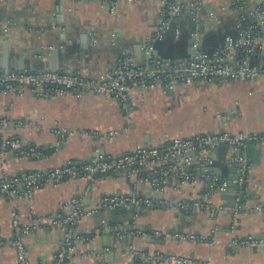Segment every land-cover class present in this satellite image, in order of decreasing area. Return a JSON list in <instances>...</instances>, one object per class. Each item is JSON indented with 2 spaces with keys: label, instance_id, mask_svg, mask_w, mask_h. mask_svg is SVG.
I'll use <instances>...</instances> for the list:
<instances>
[{
  "label": "crops",
  "instance_id": "obj_1",
  "mask_svg": "<svg viewBox=\"0 0 264 264\" xmlns=\"http://www.w3.org/2000/svg\"><path fill=\"white\" fill-rule=\"evenodd\" d=\"M245 1L247 10L259 4L264 6V0ZM204 2L201 16L208 11L217 14L213 24L204 22L207 28L215 26L221 33L235 30V15L220 12L230 0ZM163 5V0H137L132 4L119 0L114 11H110L92 0L0 1V65L8 71L22 63L29 70L55 66L71 67L82 74H98L112 66L115 57L123 51L140 60L138 54L131 52L159 26ZM50 25L54 28L47 32L38 29ZM193 27L186 16L171 22L168 31L172 33L164 40L169 41V46L163 49H169L175 60L180 52L172 49L180 40H186ZM261 57L262 54H255L252 64L260 65ZM134 98L124 111L118 100L93 94L80 98L72 95L39 98L29 90L22 96L0 93V119L30 123L20 128L0 125V134L19 137L23 145H35L41 153L37 157H18L8 152L0 159V178L2 165L10 177L24 175L47 170L66 160L86 161L97 149L106 158H115L147 144L158 146L164 143L165 137H190L223 130L264 133V75L250 80L183 83L170 91L158 86L136 92ZM229 110H235L229 119H215L216 114ZM57 128L77 134L113 132L114 135L104 140L79 135L61 138L54 132ZM255 150L260 153L248 155L252 170L244 187L246 200L243 203L236 202L233 189L206 195L203 177L197 184L181 190L167 187L157 193L151 192L138 176L128 177L125 172L108 174L91 184L83 178L66 180L55 187L44 186L30 197L19 193L1 197L0 264H19L13 244V210L24 225L33 213L38 217L63 214L60 206L72 198L92 206L104 194L131 191L175 204L205 199L212 209L138 208L141 209L138 212L136 208L123 207L105 210L76 224L75 236L91 234L92 237L77 244L66 264H129L133 261L134 264H154L142 263L131 255L134 252L203 260L209 264H264V142L255 146ZM228 154L226 146L210 151L212 162L207 173L222 176L232 183L238 174L236 167L226 162ZM40 225H45L44 220ZM132 228L138 235L126 234ZM154 230L204 235L206 239L156 238L152 235ZM122 234L126 235L122 237ZM246 236L261 244L246 246L233 242ZM63 241V230L48 227L21 239L29 264H53ZM111 252L113 256H109Z\"/></svg>",
  "mask_w": 264,
  "mask_h": 264
},
{
  "label": "built area",
  "instance_id": "obj_2",
  "mask_svg": "<svg viewBox=\"0 0 264 264\" xmlns=\"http://www.w3.org/2000/svg\"><path fill=\"white\" fill-rule=\"evenodd\" d=\"M5 2L6 0H0ZM91 1V0H90ZM101 6L114 11L119 0H92ZM132 4L137 0H123ZM164 7L159 26L153 33L142 40L140 49L148 55L147 62L138 60L126 51L121 52L114 59V63L108 69L98 74H82L75 72L71 67H63L58 70L42 71H8L0 72V93L5 96H22L27 90L39 98L50 96L72 95L80 98L86 94L112 97L120 103L122 110H128L134 101L136 92H145L155 87L174 88L183 83H194L213 80H250L264 75V6L259 4L247 10L245 0H230L227 7L221 9V13H232L239 27L245 16L250 23L245 30L238 31L235 35L224 37L222 44L207 56L197 50L200 37L199 26L202 22H213L217 14L208 11L201 16L204 0H163ZM245 11H247L245 15ZM186 16L193 22L191 32V44L195 49L192 57L182 59L157 58L152 56L153 42L163 37L169 30L171 22L177 17ZM54 25L38 28L41 32L49 31ZM255 54H262L261 64H252ZM228 60H232L229 62ZM235 114V110H229L224 114H216L215 119L227 120ZM10 124L16 127L30 126L23 120L11 121L7 118L0 119L2 128ZM61 138L66 136H89L104 140L114 135L113 132L101 134L99 132L79 133L54 129ZM164 143L158 146H141L115 158H106L99 149L86 161H63L60 165L47 170H36L24 175L10 177L4 171L0 178V198L21 194L30 197L33 192L44 186L55 187L70 179L83 178L91 184L104 176L122 171L126 176H138L149 187L151 192L162 193L165 188L181 190L185 187L197 184L201 178L203 185L207 186L206 195L212 192H222L227 189L236 191V202L239 193L247 185L248 173L251 166L246 164L244 149L247 143L259 146L264 142V133H245L230 131H216L197 133L190 137H174L163 139ZM226 146L229 150L226 162L236 167L237 178L231 183L219 175L208 174L211 165L209 152ZM12 152L18 157H37L41 153L37 146L24 144L16 136H4L0 134V159ZM123 207L133 208H165L173 210L212 209L207 200H188L173 203L164 198H152L136 191L128 193H108L102 195L92 206H86L79 199L72 198L63 203L60 209L63 214L51 216H36L32 214L27 224H20L16 211L11 212L13 244L19 264H29L26 258L25 248L21 242L23 236L35 233L45 228L63 230L64 241L54 256L53 264H66L68 256L75 252L79 242L91 239V234L75 236V226L80 220L91 219L105 210ZM44 220L45 225H40ZM134 228L128 231L129 235H138ZM126 234L120 236L124 237ZM152 235L156 238L172 236L180 241H203L204 235L190 233H163L154 230ZM234 243L246 246L261 244L251 236L236 238ZM1 245V242H0ZM133 257H138L141 262L161 264L171 261L175 264H209L208 261L193 260L177 256H164L155 254L147 255L144 252H134ZM129 264H134L129 262Z\"/></svg>",
  "mask_w": 264,
  "mask_h": 264
},
{
  "label": "water",
  "instance_id": "obj_3",
  "mask_svg": "<svg viewBox=\"0 0 264 264\" xmlns=\"http://www.w3.org/2000/svg\"><path fill=\"white\" fill-rule=\"evenodd\" d=\"M250 23V19L245 16L244 20L242 21L241 25L239 27L235 26V30L228 32V33H221L217 30V28H215V26L206 27V24H204V22H202L199 26V30H200V37L197 43V50L201 53L206 54L207 56H211L213 54V52L222 44L223 39L225 36L227 35H235L239 30L243 31L245 30L246 26ZM213 24V22H210L208 25ZM232 29V27H231ZM192 32V31H191ZM172 32L171 31H167L162 38L157 39L153 42V52H152V56L153 57H157V58H173L175 59V56L171 55V53H169V49H163V46H169V41H164L165 38H167ZM180 46V47H178ZM172 49V48H171ZM172 50H176L177 52H180L178 54V56L176 57L177 59H182L183 57H192L195 53V49L192 48V44H191V33L187 35L186 40L185 41H181L178 42L174 48ZM132 54H138V57H140V60H143L145 62L148 61L149 56L145 55L142 53L141 49H140V44L138 46V49L135 48V52H131ZM7 54V53H6ZM137 56V55H136ZM139 60V61H140ZM137 63L138 59L136 60ZM229 62H232V60H228ZM61 68L52 66L48 69H43V70H58ZM14 71H42L41 70H29L27 68H24V66L22 65V63H19L18 66H16L14 69ZM0 72L1 73H6L8 72V70L4 67L2 68V66L0 65ZM167 90H172L173 88H165ZM147 147L150 148L151 145L147 144ZM260 150H255V146L247 143L245 146V156H246V164L249 165V153L251 152H255L256 154H259ZM234 167V166H232ZM118 172H122V171H118ZM229 179H231V176H229ZM229 191V190H228ZM245 192V188L243 187L239 193V203H243L246 198L243 196ZM248 193V192H247ZM251 194H254V191L250 192ZM233 196H236V191H234ZM136 211H140L141 209H135ZM109 256H113V252H111L109 254Z\"/></svg>",
  "mask_w": 264,
  "mask_h": 264
},
{
  "label": "trees",
  "instance_id": "obj_4",
  "mask_svg": "<svg viewBox=\"0 0 264 264\" xmlns=\"http://www.w3.org/2000/svg\"><path fill=\"white\" fill-rule=\"evenodd\" d=\"M130 209L132 208V207H129ZM143 263V262H142Z\"/></svg>",
  "mask_w": 264,
  "mask_h": 264
}]
</instances>
